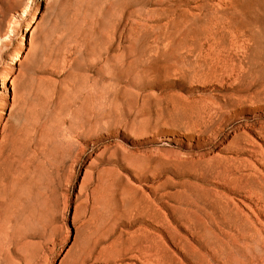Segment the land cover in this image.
Listing matches in <instances>:
<instances>
[{"label":"rangeland","instance_id":"1","mask_svg":"<svg viewBox=\"0 0 264 264\" xmlns=\"http://www.w3.org/2000/svg\"><path fill=\"white\" fill-rule=\"evenodd\" d=\"M1 113L0 264H244L227 239H264L232 180L264 177V0H0ZM212 205L219 243L188 219Z\"/></svg>","mask_w":264,"mask_h":264},{"label":"bare ground","instance_id":"2","mask_svg":"<svg viewBox=\"0 0 264 264\" xmlns=\"http://www.w3.org/2000/svg\"><path fill=\"white\" fill-rule=\"evenodd\" d=\"M199 8L201 10H204V5H200ZM37 22L35 16L31 14L29 24L34 25ZM206 25L211 23V19H208L204 21ZM173 25L176 27V23H173ZM200 33L205 35H213L215 33L214 27L207 26L202 30H198ZM19 40H21L19 44V48L22 50H25V34H21L19 36ZM19 61V58L14 56L11 59L12 65L16 64ZM227 66H222L221 62L217 61H211L209 66L203 71L205 74L211 75V76H217L218 73H220L222 70H226ZM249 72L246 71H240L235 76V80L237 82L236 85V93L237 95L247 92L251 86H255L256 80L258 78V75L256 76H248ZM3 80L5 82L10 81V77L5 74ZM4 113H1L0 115H3ZM258 181H253L251 179H244L242 177L233 175L232 180L235 183H238L241 185V187L248 186L249 188L254 189L255 195L262 201V209L263 213L260 214L259 212L256 213L255 217L257 220H259L261 217L264 218V186H261L260 184L264 183V177L258 176ZM211 214L208 215L207 213H199V212H192V216H189L190 219L193 220L195 223V228L201 230L204 234L208 236V238H212L215 243H219L220 237L218 236L216 229L212 228L211 226H208L209 224L213 227H218L220 224L231 221L230 217L226 218L225 215L221 212L220 208L216 205H212L211 207ZM201 217H200V216ZM152 219L156 222L160 221L158 219L157 215H153ZM207 220V224L203 225V221ZM238 235L233 236L231 238H228V243L230 246L238 250V254H240L242 258V263L244 264H264V239L258 238L250 229L249 226L241 224L237 227ZM164 233L166 237L169 235V230L165 228ZM153 240L154 238L152 236L145 235L143 236L139 241L146 245L145 247H140V250L146 251V252H152L155 250V246H153ZM248 248V253H245L244 251Z\"/></svg>","mask_w":264,"mask_h":264}]
</instances>
